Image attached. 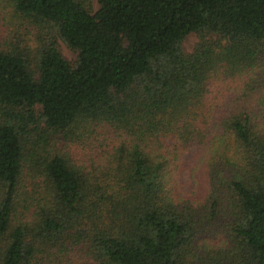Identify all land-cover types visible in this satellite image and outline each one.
Wrapping results in <instances>:
<instances>
[{"label": "trees", "instance_id": "obj_1", "mask_svg": "<svg viewBox=\"0 0 264 264\" xmlns=\"http://www.w3.org/2000/svg\"><path fill=\"white\" fill-rule=\"evenodd\" d=\"M93 3L0 0V264H264V0Z\"/></svg>", "mask_w": 264, "mask_h": 264}, {"label": "rangeland", "instance_id": "obj_2", "mask_svg": "<svg viewBox=\"0 0 264 264\" xmlns=\"http://www.w3.org/2000/svg\"><path fill=\"white\" fill-rule=\"evenodd\" d=\"M93 7H94V9L98 8L97 0H94ZM197 40H198V37H197L196 33L189 34L186 37V39L184 40V43H183L184 49L187 52L192 51L194 46H195V44H196V42H197ZM60 46H61V50H62L63 54L69 60H74L76 54L70 48H68L62 41H60Z\"/></svg>", "mask_w": 264, "mask_h": 264}]
</instances>
